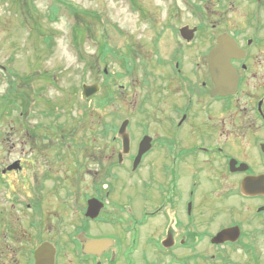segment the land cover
<instances>
[{"label": "rangeland", "instance_id": "rangeland-1", "mask_svg": "<svg viewBox=\"0 0 264 264\" xmlns=\"http://www.w3.org/2000/svg\"><path fill=\"white\" fill-rule=\"evenodd\" d=\"M185 27L203 30L188 42L180 35ZM256 27L264 33V0H0V244L9 222L26 232V241L31 238L38 197L44 238L55 236L60 246L70 232L76 239L87 227V196L102 179L111 185V208L103 222L89 228L100 236L114 232L116 264H264V220L250 216L259 201L236 196L228 202L231 211L201 226L213 233L234 216L247 232L242 243L216 248L207 239L194 250L178 251L184 260L160 255L154 241H147L165 236L161 222L146 226L140 243L131 231L135 142L145 134L156 139L164 134L163 99L153 90L159 84L155 75L162 72L159 59L181 48L192 69L198 54L212 46L209 39L231 34L246 47ZM257 73L262 75L261 69ZM258 82L250 78L232 108L219 106L220 124L232 122L235 132L226 141L219 131L217 144L227 142L235 155L261 170L257 143L264 142V131L257 121L251 131L247 125L261 98L254 89ZM93 85L100 91L85 98L84 86ZM125 120L132 152L119 165L118 131ZM19 160L23 169L3 176ZM226 202L208 207L206 216Z\"/></svg>", "mask_w": 264, "mask_h": 264}, {"label": "flooded vegetation", "instance_id": "flooded-vegetation-1", "mask_svg": "<svg viewBox=\"0 0 264 264\" xmlns=\"http://www.w3.org/2000/svg\"><path fill=\"white\" fill-rule=\"evenodd\" d=\"M202 30L197 29L193 40L198 36V31ZM231 36L239 47L246 51L243 60H232L240 77L237 93L231 96L213 95L215 83L209 67V53L217 45V35L214 39H209L212 40V46H207L198 54L192 69L187 68L185 58L188 54L181 48L173 51L168 58L159 59L158 65L162 67V72L159 77L155 75L159 84L154 86L153 90L157 89L163 99L164 134L160 139L145 134L135 142L134 153L131 156V174L134 182L131 196L133 203L131 231L132 234H136L135 241L140 243L139 239L146 226L161 222L159 228L164 230L165 236L151 235L147 241L149 242V239L154 241L155 250L160 255L172 256L177 260H184V257L179 256L178 251L187 247L194 250L207 239L212 242V239L224 229L238 226L241 230V238L235 243L212 244L214 247H233L242 243L247 232L243 221L236 220L234 216L228 221L225 220V225L213 233L202 231L201 227L204 220L209 222L220 213L231 211L232 207L228 206V202L236 196L243 201H259L258 205L251 206L250 216L264 220V194L247 196L242 190V182L246 177L264 175V142L257 143L261 151V155L259 154L263 167L261 170L253 168L252 164L244 160L241 155H235L227 142L217 144L219 131V137L226 141L232 138L235 132L232 122L227 123V120H224L220 124L219 106L225 109L232 108L234 101L246 89L250 78L260 81L255 84L254 89L261 91L262 94L252 107L255 118L253 122L247 124L248 130H253L255 124L259 122V128L264 131V33H260V29L256 27L254 37L246 39V47L236 36ZM191 45L193 44L186 43L183 46ZM258 69H261L262 75L257 73ZM146 81H148L147 75ZM228 119L231 121V117ZM146 136L152 138L151 148L135 167L140 144ZM121 143L123 146V141ZM234 160L237 161V165L232 170L231 162ZM18 162L19 169H23L22 161ZM118 163L123 165L124 158L120 160L118 156ZM241 164H247L249 170L236 171ZM102 169L104 171V168ZM11 172L14 171L8 173ZM144 172L147 176H143ZM8 173L2 172L3 176ZM235 178L239 180V188H235ZM110 187L111 185H107L102 179L94 183L92 193L88 194L86 199L87 227L77 235L76 239L72 232L68 233L66 245L63 246H60L55 236L44 238L43 207L40 197L39 199L36 197L37 202L33 205L31 222L34 233L32 232L31 238L26 241L28 235L25 231L23 233L16 229L10 222L4 226L5 239L4 243L0 244V261L2 260L0 264H35V252L44 244H50L54 248V264H116V253L111 252L117 244L116 238L113 237L114 232H111V235L100 236V232L92 233L89 228L90 225L100 224L105 220L104 217L109 215L111 205L107 198ZM92 199L104 204V208L95 219L86 216L88 203ZM223 201H227L226 207H220L206 216L208 207H219L217 204ZM119 206L116 204L114 210H119ZM33 207L28 206L29 209ZM117 232L116 230L115 233ZM260 232L264 234V229ZM81 235L87 239H111L113 246L101 255L86 254L83 252V243L79 238ZM9 238L15 244H10ZM196 257L195 255L193 258Z\"/></svg>", "mask_w": 264, "mask_h": 264}, {"label": "water", "instance_id": "water-1", "mask_svg": "<svg viewBox=\"0 0 264 264\" xmlns=\"http://www.w3.org/2000/svg\"><path fill=\"white\" fill-rule=\"evenodd\" d=\"M197 29H190L185 27L180 30L183 39L190 42L193 40ZM245 51L240 49L237 42L228 34L221 35L218 38L217 45L209 53V67L212 79L215 83L213 95L215 96H230L236 94L239 84V75L237 69L233 66L232 60H243L245 58ZM100 90L99 85L84 86L83 95L90 98L98 93ZM129 120H126L119 129V135L123 140V154L120 155L122 160L123 155L130 153V136L127 133ZM152 138L149 136L144 137L140 144L139 154L135 161V167L141 162L144 154L151 148ZM264 149V147H263ZM237 165V161L231 162V169ZM19 162L10 165L7 171L19 169ZM249 166L241 164L236 171L247 172ZM242 190L248 196H259L264 194V175L261 176H248L242 182ZM88 210L86 216L95 219L99 216L104 204L97 199H92L88 203ZM241 231L239 227L228 228L220 231L213 239L212 243L215 245H222L226 242L235 243L239 240ZM83 243V252L86 254L101 255L113 246V241L110 239H87L83 235L80 237ZM55 250L50 244H44L35 252V264H54Z\"/></svg>", "mask_w": 264, "mask_h": 264}]
</instances>
